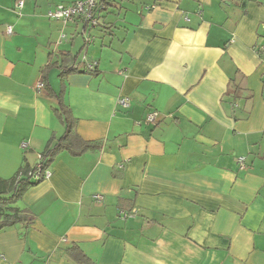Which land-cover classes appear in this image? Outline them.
Wrapping results in <instances>:
<instances>
[{
    "label": "crops",
    "instance_id": "obj_1",
    "mask_svg": "<svg viewBox=\"0 0 264 264\" xmlns=\"http://www.w3.org/2000/svg\"><path fill=\"white\" fill-rule=\"evenodd\" d=\"M18 1L0 0V178L64 135L62 92L101 147L24 191L0 264H83L75 245L84 264H264V0H98L96 25L48 16L85 0Z\"/></svg>",
    "mask_w": 264,
    "mask_h": 264
},
{
    "label": "trees",
    "instance_id": "obj_2",
    "mask_svg": "<svg viewBox=\"0 0 264 264\" xmlns=\"http://www.w3.org/2000/svg\"><path fill=\"white\" fill-rule=\"evenodd\" d=\"M101 5L97 1L95 8L96 11L100 9ZM51 66L52 64L50 67ZM59 68L63 70L61 74L62 78H64L68 73L80 71L79 64L76 62V57L73 56H69L68 60L65 59L64 64L59 65ZM43 80L44 87H48L47 77L44 76ZM54 96H56L59 100V106L55 109V112L64 123L66 130L60 139H53L48 148L40 154L42 156L41 162L43 163L44 170L48 169V166L62 151H69L74 156H80L88 151L99 150L101 147L99 142L86 141L78 134L75 128L76 118L73 116L67 105H65L63 101V92ZM35 167L31 170L24 169L10 180L0 178V230L19 223L32 222L33 218L31 213L27 210H22L19 207H16V203L21 199L24 191L29 186L35 185L37 182L44 180L43 177L40 179L32 177L31 174ZM67 253L70 259L75 262L83 264L90 262L87 255L77 245L69 248Z\"/></svg>",
    "mask_w": 264,
    "mask_h": 264
},
{
    "label": "built area",
    "instance_id": "obj_3",
    "mask_svg": "<svg viewBox=\"0 0 264 264\" xmlns=\"http://www.w3.org/2000/svg\"><path fill=\"white\" fill-rule=\"evenodd\" d=\"M98 0H85V1H76L72 5H57L54 10L50 11L48 13V16L50 19L57 20V21H63V22H73L76 18H83L88 23H91L93 25H96L97 21L95 20V13L94 10L96 8ZM17 8L22 9L24 7V0H19L17 2ZM12 29H8V33H11ZM97 68V63H88L87 64V70L89 71H95ZM38 89L43 90L44 89V83L43 81L38 84ZM130 101L128 98H121L119 100V104L124 107L128 108L130 106ZM158 120V113L152 112L148 115L147 121L150 124H156ZM42 156L38 155V162L36 164V167L34 171L32 172V177L35 179L40 178H48L50 176V171L48 169L44 170L43 163L41 162ZM242 160H240L241 162ZM97 199H100V196L96 197Z\"/></svg>",
    "mask_w": 264,
    "mask_h": 264
},
{
    "label": "rangeland",
    "instance_id": "obj_4",
    "mask_svg": "<svg viewBox=\"0 0 264 264\" xmlns=\"http://www.w3.org/2000/svg\"><path fill=\"white\" fill-rule=\"evenodd\" d=\"M132 2H134V3H139V2H141V0L139 1V0H133ZM91 34V33H90ZM91 37H90V39L89 40H91L92 38H94L93 37V34H91L90 35ZM82 39L80 40L81 41V43H82V41H85L86 42V44H85V46L84 47H82V55H81V58H80V60L85 56V54L87 53V48L89 47V44H88V38H89V33L86 35V34H83L82 35Z\"/></svg>",
    "mask_w": 264,
    "mask_h": 264
}]
</instances>
